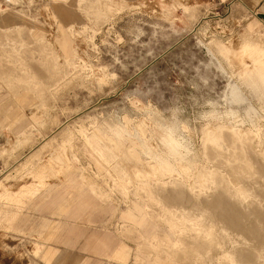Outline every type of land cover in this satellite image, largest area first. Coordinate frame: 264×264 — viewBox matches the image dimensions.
Masks as SVG:
<instances>
[{
  "label": "rangeland",
  "instance_id": "obj_1",
  "mask_svg": "<svg viewBox=\"0 0 264 264\" xmlns=\"http://www.w3.org/2000/svg\"><path fill=\"white\" fill-rule=\"evenodd\" d=\"M71 1L72 7L67 0H0V16L16 14L11 22L0 20V43L17 33L34 43L41 34L56 47L66 44L76 60L74 77L59 79L43 108L28 110L8 93L26 126L19 139L7 126L0 131V264H136L135 243L123 234L129 225L124 215L146 204L160 227L168 224L158 212L169 191L160 190L153 205L136 194L143 191L136 174L150 173L153 154L136 139L138 160L124 159L120 168L111 159L107 164L84 144L94 130L141 127L146 145L165 155L159 133L175 127L180 154L169 162L213 169L203 159L206 129L221 125L227 135L234 127L264 128V89L254 90L246 80L254 59L264 61L263 50L251 53L264 49V0H105L113 10L97 24L78 6L85 0ZM66 28L74 31L63 39ZM233 87L240 99L232 97ZM1 94L7 98V91ZM128 146L123 139L122 148ZM57 153L69 158V171L44 177L51 187L34 186L31 172L42 165L57 169ZM80 175L97 190L79 185ZM235 177L233 190L241 186V175ZM178 183L165 181L152 191ZM28 185L23 201L7 198ZM5 211L16 217L4 218ZM231 254H215L213 264Z\"/></svg>",
  "mask_w": 264,
  "mask_h": 264
},
{
  "label": "bare ground",
  "instance_id": "obj_2",
  "mask_svg": "<svg viewBox=\"0 0 264 264\" xmlns=\"http://www.w3.org/2000/svg\"><path fill=\"white\" fill-rule=\"evenodd\" d=\"M66 4V7H72L71 0H67ZM78 6L84 8L87 17L94 18L95 24L106 19L113 10L105 0H85ZM56 7L65 16L71 14L61 4ZM15 15L0 16V20L11 22ZM66 31L64 36L61 35L63 39L69 38L74 30L66 28ZM36 37L39 41L31 43L23 34L17 33L16 37L4 36L6 45L0 43V131L7 126L12 137L17 139L22 135L19 131L26 126V119L19 112L20 109L10 107L8 93L22 98L20 104H25L28 110L43 108L47 98L53 96L49 90L58 85L59 79L74 77L76 60L66 50V44L58 45V49L41 34H36ZM221 50L224 52V47ZM261 50L264 51L257 49L251 53L258 54ZM254 60L257 65L255 70L247 73L246 80L254 90L264 89V61L259 58ZM1 91H7V98L2 96ZM231 95L234 99L241 98L236 87L232 88ZM251 109L249 106L246 110L248 116ZM35 118L36 115L33 116ZM219 126L213 130L206 129L204 133L203 159L213 163V169L206 165L182 166L169 162V157L180 154V144L174 137L175 127L165 128L159 133L165 155L155 154L146 145L141 127L111 128L108 133L96 129L91 135L84 136L83 141L90 155L107 164L111 159L119 168L124 159H139L133 146L138 139L141 149L153 154L155 161L149 174H136L140 189L143 190L136 194L144 203L148 197V203L153 205L155 196H161L160 190L170 192L158 212L168 223L164 227H160L163 225L158 222L156 212H149L145 208L146 204L133 205L132 210L124 215L129 225H124L123 234L135 243L136 264H213L214 255L226 251L232 253L231 258L219 264H234V260L237 264H264V128L260 132L254 131L253 127H234L225 135L222 126ZM125 138L129 139L131 146L123 149L122 140ZM54 160L57 169L42 165L31 172L37 182L34 186L51 187L52 184L44 177L69 171V158L58 156L57 153ZM100 166L103 165L100 163ZM235 173L240 174L242 179L241 186L233 190L231 185L237 184ZM80 176L79 185L84 186L83 182H87V186L97 190L95 185ZM70 180L75 181L76 178ZM165 181L179 183L175 187L161 186L157 188L158 191H152V187L162 185ZM30 189L31 185H28L23 192L6 193L7 198L12 203L21 202ZM211 189L215 190L214 194L208 193ZM3 217L12 220L16 213L5 211ZM47 229L51 230V226L48 225Z\"/></svg>",
  "mask_w": 264,
  "mask_h": 264
}]
</instances>
